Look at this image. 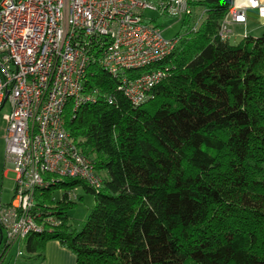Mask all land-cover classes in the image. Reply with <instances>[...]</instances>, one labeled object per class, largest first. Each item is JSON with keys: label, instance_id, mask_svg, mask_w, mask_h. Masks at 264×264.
I'll list each match as a JSON object with an SVG mask.
<instances>
[{"label": "trees", "instance_id": "trees-1", "mask_svg": "<svg viewBox=\"0 0 264 264\" xmlns=\"http://www.w3.org/2000/svg\"><path fill=\"white\" fill-rule=\"evenodd\" d=\"M188 1L204 19L198 30L195 17L183 21L149 101L134 106L91 67L101 96L76 115L68 105L64 118L104 186L69 178L44 190L40 203L63 223L29 237V255L55 239L77 264H264V33L231 45L219 30L233 0ZM77 186L95 199L79 232L68 211L82 198L52 195Z\"/></svg>", "mask_w": 264, "mask_h": 264}, {"label": "built area", "instance_id": "built-area-1", "mask_svg": "<svg viewBox=\"0 0 264 264\" xmlns=\"http://www.w3.org/2000/svg\"><path fill=\"white\" fill-rule=\"evenodd\" d=\"M249 10L264 22V0H233L220 26L222 40L231 39L233 24H247ZM149 12L180 22L195 17L193 30L205 16L188 0H0V111L9 107L4 177L10 170L16 174L8 204L0 176V227L7 246L17 245L20 256L29 237L63 223L40 203L44 190L69 178L97 191L104 186L105 176L78 147L64 118L68 105L76 115L101 96L89 86L91 67L98 63L116 79L117 91L134 106L153 98L168 76L170 68L160 64L181 37H164ZM105 97L116 100L112 93ZM81 190L69 191L68 200H79Z\"/></svg>", "mask_w": 264, "mask_h": 264}, {"label": "rangeland", "instance_id": "rangeland-1", "mask_svg": "<svg viewBox=\"0 0 264 264\" xmlns=\"http://www.w3.org/2000/svg\"><path fill=\"white\" fill-rule=\"evenodd\" d=\"M199 12V11H197ZM151 18L154 19L153 23L155 25L161 26L164 30V37L168 39H173L182 30V23L175 18H171L168 16H158L156 12H149L148 14ZM249 18H252V21L255 23L254 27L261 25V19L257 12H249ZM253 35H260L262 32L254 31ZM243 35V36H241ZM244 37V33L240 31L233 32L230 44L238 45L240 41H242ZM255 37V36H254ZM9 112V107L4 108L0 111V176L4 179V188H3V201L5 204L12 202L14 197V180L16 179V174L13 170L8 171L6 177H4V171L8 166L6 165L5 154H6V135L8 129V123L5 119V114ZM105 176V173H103ZM70 189H62L54 192L52 195L57 199H62L64 194L69 192ZM80 197L82 198L73 208L68 211L69 222L74 230L77 232L81 231L83 227L86 225L89 215L95 206V199L92 194H89L85 191L84 188L80 191ZM7 247V239L6 237L1 240V232H0V264H17L19 262H27V264H38L37 260L31 258V256L26 251V245L22 246L24 254L22 256L19 255V247L17 245L12 246L8 252L4 255V251ZM3 256V257H2Z\"/></svg>", "mask_w": 264, "mask_h": 264}, {"label": "crops", "instance_id": "crops-1", "mask_svg": "<svg viewBox=\"0 0 264 264\" xmlns=\"http://www.w3.org/2000/svg\"><path fill=\"white\" fill-rule=\"evenodd\" d=\"M257 12L256 10H249V12ZM248 12V13H249ZM258 13V12H257ZM252 18H249L247 24H233L231 26L232 34L233 32L240 31L244 33V37L247 35L259 37L264 33V22L261 20V25L254 27ZM254 31L262 32L260 35H253ZM243 36V35H241ZM243 37V38H244ZM6 250V249H5ZM8 252V251H7ZM6 252V253H7ZM4 251V255H6ZM2 256V257H3ZM31 258L37 260L38 264H77V256L68 248L64 247L58 240H49L46 244L45 250L41 255H30ZM17 264H27V262H19Z\"/></svg>", "mask_w": 264, "mask_h": 264}, {"label": "water", "instance_id": "water-1", "mask_svg": "<svg viewBox=\"0 0 264 264\" xmlns=\"http://www.w3.org/2000/svg\"><path fill=\"white\" fill-rule=\"evenodd\" d=\"M0 232H1V240H2L3 239V230L1 227H0Z\"/></svg>", "mask_w": 264, "mask_h": 264}]
</instances>
